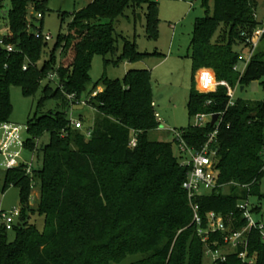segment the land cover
I'll use <instances>...</instances> for the list:
<instances>
[{"label": "trees", "instance_id": "16d2710c", "mask_svg": "<svg viewBox=\"0 0 264 264\" xmlns=\"http://www.w3.org/2000/svg\"><path fill=\"white\" fill-rule=\"evenodd\" d=\"M207 1L201 0L206 7ZM142 5L148 9L147 36H156L155 0H91L71 14L69 33L57 35L50 59L38 65L47 44L43 37H35V17L28 12H41L43 18L44 1L0 0V41L12 46L7 50L0 45V126L8 122L11 112L12 85L19 86L25 96L41 88L38 108L48 98L59 101L56 109L35 113L27 122L28 137L23 146L41 153L42 167L27 174L25 164L19 163L5 171L3 190L16 186L21 206L12 239L0 225V264H201L205 243L192 222L182 188L186 169L179 165L176 141L149 136L160 125L154 116L150 71L129 69L122 80L101 77L97 84L102 83L103 90L87 102L95 110L88 138L70 125L67 115L70 102L66 95L80 99L90 82L95 54L116 56L105 59V65L159 55L137 51L134 40L116 31L115 21L126 17L128 9L136 19ZM257 5V0H212V13L206 10L193 24V75L209 68L217 81L239 89L257 80L264 93V37L243 72L233 70L241 64L234 47H246L241 32L261 24L256 18ZM221 27L226 35L223 41L214 42ZM119 39L123 45L116 55ZM60 44L69 58L54 69V51ZM49 72L57 74L59 88L54 95L48 94V85L41 86ZM228 100L226 86L202 93L196 89L193 76L187 101L189 117L220 115L211 144L216 150L215 167L220 171L218 187L197 197L199 214L203 224L209 211L232 214V229H239L246 220L236 205L258 194V182L264 175V98L236 99L233 105H228ZM214 128L210 123L190 125L181 132L184 141L198 150ZM46 133L48 141L40 145L38 141ZM133 136L136 143L130 146ZM35 187L38 199L36 206L30 207ZM29 211L43 216L42 232L23 222ZM220 238L219 233L210 235V241ZM247 255L254 256L252 264H264V243L256 228L248 235ZM216 263L245 262L231 252L224 262Z\"/></svg>", "mask_w": 264, "mask_h": 264}, {"label": "rangeland", "instance_id": "374dc122", "mask_svg": "<svg viewBox=\"0 0 264 264\" xmlns=\"http://www.w3.org/2000/svg\"><path fill=\"white\" fill-rule=\"evenodd\" d=\"M36 1H44L45 6L43 18L41 20L33 18L32 20L34 29L40 28L43 35L49 34L50 36L46 40L44 39L47 45L38 62V65H41L44 60L50 59L49 56L56 42L57 35L61 34L65 37L69 33L68 24L71 20V14L86 6L91 0H65L61 6L60 0ZM155 1L158 3L156 36H147L146 15L148 9L146 5H142L137 12L141 14V21H139L137 14V18L134 19L132 10L128 9L126 10V17H119L114 25L116 31L122 37L135 41L137 51L159 55L150 56L134 63L123 60L116 65L112 63L105 65V59H115L116 56L106 55L103 57L95 54L89 70L90 82L87 84L80 99L68 100L70 102V108L67 111L68 118L73 121L80 120L82 122L81 131L84 132L92 127L95 115V110L86 103H81V101H86L93 94L95 95L103 90L102 83L97 84L103 75L111 80H122L125 73L133 68L150 71V85L155 111L160 116L159 127L149 132L151 138L171 140L174 136L173 131H181V129L193 125L194 119L192 116L189 117L187 112V101L192 88L193 76L194 84L196 85L195 75H193L192 71L190 42L195 19L204 16L206 10L209 14L212 13V0L207 1V7L202 4L201 0ZM257 3L256 18L262 20L264 19V0H257ZM28 14L35 16V12L29 11ZM225 35V28L221 27L215 33L213 41H223ZM122 45V39H119L116 55L121 53ZM234 50L237 52L241 48L235 46ZM68 58L69 53L61 49L60 44L54 51V69L59 66L63 59ZM239 69L242 71L243 65L240 64ZM50 73H47L41 80V86L48 85V94L54 95L56 89L59 88L58 79L56 77H48ZM9 94L12 105L11 112L8 122L0 126V210L4 211L20 208L21 206L19 189L16 186L11 185L3 190L7 160L15 158V155H17L15 158L17 164L31 163L33 170H38L42 167L43 159L41 153H34L23 146V142L28 137L27 122L35 113L37 115L47 113L49 110L56 109L59 103L57 99L52 97L45 100L44 105L38 108V102L42 95L41 88L34 95L25 96L19 86L12 85L9 88ZM232 98L233 100H262L264 93L259 81L255 80L248 83L242 91L239 88L234 89ZM48 138V134H44L38 141L39 144L46 143ZM174 153L176 154L175 150ZM223 190L228 192V188ZM258 194L248 197L247 210L253 221L263 226L261 232L264 235V175L258 182ZM30 195L28 204L30 207H35L38 199L37 187L31 190ZM233 220V216L230 220L228 219V225L231 228L233 227ZM23 222L34 224L39 232L44 230L43 216L37 213L34 214L29 211ZM8 235L9 239L13 238L11 231H9ZM201 237L199 236L200 240ZM216 247L224 250L220 242L217 243ZM250 259V262H245L244 264L255 262L254 256H251ZM201 264H217L213 262L211 252H208L206 248Z\"/></svg>", "mask_w": 264, "mask_h": 264}, {"label": "built area", "instance_id": "2783aa9c", "mask_svg": "<svg viewBox=\"0 0 264 264\" xmlns=\"http://www.w3.org/2000/svg\"><path fill=\"white\" fill-rule=\"evenodd\" d=\"M31 12L33 10L31 9ZM37 20L42 18L41 12H35L34 16ZM29 25V24H28ZM30 26V25H29ZM28 26V27H29ZM43 37V39L49 38V34L43 35L38 29L35 30V37ZM241 37L243 39L242 45L246 46L244 50H240L238 54V59L243 65L242 71L239 69V65L233 67L234 71L242 73L245 69L247 63L250 61L254 50L256 49L261 38L264 37V21L252 31L241 32ZM1 47L7 50H12L11 45H4L0 41ZM26 66H23L25 69ZM48 77L57 78L55 72L50 73ZM202 84L200 86L199 84ZM196 89L202 93L213 92L216 90L217 86L224 85L227 87V96L229 97L228 105H233V91L236 88H231L224 81H217L214 72L209 68H201L195 74ZM94 96V94L92 95ZM90 96V97H92ZM87 98L86 101H81V103H86L90 99ZM67 100L72 101L76 99L73 94L66 95ZM80 102V100H79ZM155 106V103H152ZM214 113L196 114L193 119V126L203 127L207 123H210L211 117ZM154 116L156 120L160 123V116L155 111ZM220 116V115H219ZM219 124V117L214 123L215 128L210 131L206 136V142L198 150L190 147L183 139L181 131H173V139L176 141L177 146V156L179 158V165L186 169V178L182 184V188L185 190L189 202V207L192 211V222L197 226V233L201 237V240L205 243V248L208 252H211V257L213 262L216 261L224 262L227 259V255L231 252H236L237 257L243 262H250L251 257L247 255V240L251 229L256 228L261 233V239L264 243V235L262 234L263 226L258 222L253 221L249 211L247 210V200L239 201L236 207L240 210L241 216L246 220V224L240 229H232L228 225V219L230 220L232 214L223 215L219 212L209 211L205 214V224L202 223V217L199 214V205L196 201L197 197L206 194L216 187H218V179L220 171L215 167L213 157L216 154V150L211 147L212 142L215 140ZM70 125L76 129L82 128V122L80 120H70ZM91 127L86 129L82 133L86 138L90 136ZM136 143L134 136L130 139L129 145L134 146ZM17 155H15V158ZM15 158H10L6 162V167H14L17 165ZM262 158L264 161V148L262 151ZM25 164V163H24ZM25 172L27 174L32 173L31 163L25 164ZM20 218V208H12L11 210L4 211L0 210V225H2L7 231H11L13 226L19 222ZM219 233L221 235V244L223 249L216 247L220 239H215L210 241V235ZM214 246V247H213ZM214 248V249H212ZM218 264V263H217Z\"/></svg>", "mask_w": 264, "mask_h": 264}, {"label": "water", "instance_id": "95a60500", "mask_svg": "<svg viewBox=\"0 0 264 264\" xmlns=\"http://www.w3.org/2000/svg\"><path fill=\"white\" fill-rule=\"evenodd\" d=\"M65 2V0H60V6ZM137 17L139 19V21H141V14L140 13H137ZM243 90V86H240V91ZM219 117V114L218 113H214L211 117V121H210V124L211 125H214V123L216 122V120L218 119Z\"/></svg>", "mask_w": 264, "mask_h": 264}, {"label": "crops", "instance_id": "0c3cea01", "mask_svg": "<svg viewBox=\"0 0 264 264\" xmlns=\"http://www.w3.org/2000/svg\"><path fill=\"white\" fill-rule=\"evenodd\" d=\"M260 22H262V21H264V19H262V20H259ZM12 135V134H11ZM9 137H11L10 135H9Z\"/></svg>", "mask_w": 264, "mask_h": 264}]
</instances>
